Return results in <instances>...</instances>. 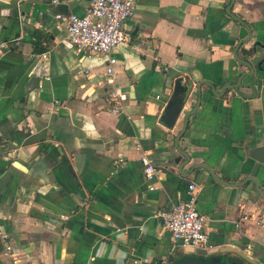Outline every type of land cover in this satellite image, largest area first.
Listing matches in <instances>:
<instances>
[{"label": "crops", "instance_id": "crops-1", "mask_svg": "<svg viewBox=\"0 0 264 264\" xmlns=\"http://www.w3.org/2000/svg\"><path fill=\"white\" fill-rule=\"evenodd\" d=\"M87 5L0 0V42L18 40L0 49V230L18 259L171 264L191 248L157 212L192 181L211 246L264 264V162L250 154L264 144V0H136L128 41L91 56L76 51L56 17ZM240 76L244 85L220 94ZM113 87L128 92L125 112L107 107ZM171 99L183 105L169 126L162 113ZM187 113L178 146L188 161L176 148ZM143 153L157 168L153 189ZM119 156L126 163L113 173ZM3 252L0 236V264H11Z\"/></svg>", "mask_w": 264, "mask_h": 264}, {"label": "built area", "instance_id": "built-area-1", "mask_svg": "<svg viewBox=\"0 0 264 264\" xmlns=\"http://www.w3.org/2000/svg\"><path fill=\"white\" fill-rule=\"evenodd\" d=\"M59 2L60 0H51ZM136 0H88V5L82 14L74 12L57 13L56 17L66 23V38L72 42L78 53L84 56H91L94 53H109L117 45L125 43L129 39V34L125 29V22L134 12ZM7 43L18 44V40L0 42V49ZM46 57V52H41L40 59ZM40 59L36 60L33 67L37 66ZM115 57L110 56L106 64L105 72L107 82L111 83L114 76ZM128 92L118 87H113L109 91L107 107L116 113L125 112V102ZM58 102V100H55ZM143 165L144 175L151 182L149 188H155L152 183L157 168L147 153L140 156ZM126 163L124 156H119L114 161L112 172H116L119 167ZM198 185L189 182L186 196L179 198L168 208L160 209L157 215L160 217L163 226L169 231L171 237L179 240L182 245L198 248H210L211 244L205 230L208 216L199 211L197 207ZM61 219H66V213L60 214ZM0 236L4 242V254L11 264H22L18 259L12 240L8 235L0 230Z\"/></svg>", "mask_w": 264, "mask_h": 264}, {"label": "water", "instance_id": "water-1", "mask_svg": "<svg viewBox=\"0 0 264 264\" xmlns=\"http://www.w3.org/2000/svg\"><path fill=\"white\" fill-rule=\"evenodd\" d=\"M233 0H231L232 2ZM239 22L244 24L246 28L249 31V35L251 36V29L239 17L234 16ZM244 40H241L240 43H242ZM234 55L237 56L236 52H234ZM239 61L243 62L250 70L252 68V65L249 61L238 59ZM264 61V58L258 62V68L263 69L264 65L262 64ZM252 75L253 71L251 72H244V74ZM243 74V75H244ZM242 76V75H241ZM241 76L238 80V82L233 84H227L224 86L223 90L220 92V94L223 93L224 89L227 88H236L238 86L244 85L240 82ZM250 86L251 84H245ZM183 103L179 100L171 99L167 102L166 107L162 113V118L166 121V123L169 126H172L175 124L176 118L182 108ZM189 113L186 114L184 118V124L180 131V133L176 136V148H178L179 151H181L187 158V161L190 159V156H187V153L184 152L179 146H178V140L180 136L183 134L186 124L188 121ZM250 154L258 160L264 162V144H259L256 146H253L250 149ZM186 161V162H187ZM253 181H255L253 178H250ZM191 249H184L185 256L179 258L178 260H174L171 264H259L253 261L251 258L247 256V254L244 253L242 250H238L236 248H233L231 246L223 245V246H211L210 248H198L189 246Z\"/></svg>", "mask_w": 264, "mask_h": 264}, {"label": "trees", "instance_id": "trees-1", "mask_svg": "<svg viewBox=\"0 0 264 264\" xmlns=\"http://www.w3.org/2000/svg\"><path fill=\"white\" fill-rule=\"evenodd\" d=\"M34 34H35V38L33 42L36 45V49L41 51L44 49V47L41 46V41L43 38L40 37V34L37 31H35Z\"/></svg>", "mask_w": 264, "mask_h": 264}]
</instances>
